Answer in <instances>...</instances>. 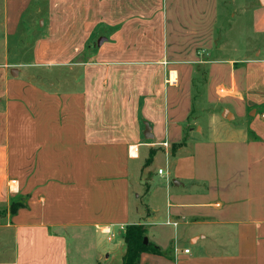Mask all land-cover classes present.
<instances>
[{
	"label": "crops",
	"instance_id": "obj_1",
	"mask_svg": "<svg viewBox=\"0 0 264 264\" xmlns=\"http://www.w3.org/2000/svg\"><path fill=\"white\" fill-rule=\"evenodd\" d=\"M262 2L3 0L0 264H122L131 225L140 264H264ZM142 146L169 162L134 219Z\"/></svg>",
	"mask_w": 264,
	"mask_h": 264
},
{
	"label": "rangeland",
	"instance_id": "obj_2",
	"mask_svg": "<svg viewBox=\"0 0 264 264\" xmlns=\"http://www.w3.org/2000/svg\"><path fill=\"white\" fill-rule=\"evenodd\" d=\"M3 14V0H0V18ZM37 16V15H36ZM33 16V22L36 21V19ZM31 46H26L25 52H28L29 48ZM15 62V60L13 61ZM45 79V77L43 78ZM197 95V94H196ZM196 111V110H195ZM226 117V114L224 115ZM197 117V118H196ZM198 119V114L194 113L189 119L187 124H189V128L193 129L194 135H198L202 132L207 130V120L205 118H201V121ZM241 122V121H240ZM239 123V119H236L233 121V124L236 125ZM186 126V125H185ZM187 128V126L184 128V130ZM204 135H207V132L204 133ZM170 142H173V140H170ZM141 159L135 163V165L132 166V177H131V183H132V202H131V211L132 216L134 219L138 218L139 216H143L144 219L146 218V213L148 212V205L150 202L154 205H158L159 207L163 204V188L159 185L161 183L160 176L158 175L159 168H162L166 173L168 170V157L161 151L159 152L152 164V168H146L144 172L143 170V164L146 158H148V148L145 146H142L141 148ZM152 174V177L149 176ZM150 187L151 189L158 190L156 191V194L153 197H150L149 194H143L145 190ZM162 188V190L160 189ZM137 194H140L141 198H137ZM141 199V200H139ZM144 221V220H143ZM117 241L114 240L111 244L113 246ZM106 246H108V243H104ZM110 246V245H109ZM72 247V244L70 243V248ZM108 254V253H107ZM105 254V255H107ZM85 264H90L89 261H86ZM110 264H118L116 260H112Z\"/></svg>",
	"mask_w": 264,
	"mask_h": 264
},
{
	"label": "trees",
	"instance_id": "obj_3",
	"mask_svg": "<svg viewBox=\"0 0 264 264\" xmlns=\"http://www.w3.org/2000/svg\"><path fill=\"white\" fill-rule=\"evenodd\" d=\"M154 153L150 155L147 162L149 166L154 158ZM22 201L12 202L10 212L15 214L18 209L25 207ZM124 240L126 243V253L122 264H140V257L143 253H151L155 255H163V252L150 242H146V230L141 225H131L125 228Z\"/></svg>",
	"mask_w": 264,
	"mask_h": 264
},
{
	"label": "built area",
	"instance_id": "obj_4",
	"mask_svg": "<svg viewBox=\"0 0 264 264\" xmlns=\"http://www.w3.org/2000/svg\"><path fill=\"white\" fill-rule=\"evenodd\" d=\"M221 92H222L223 94L225 93L224 90H221ZM163 146H164L165 148H167V147H168V144L165 143ZM135 152H136V151H135ZM163 173H164V170H162V169H160V170L158 171V174H159V175H163ZM11 183H12V186L15 187L17 182H16V181H12ZM10 189H11V188H10ZM104 233L110 236L108 239L111 241L112 238H113V233H112V231L110 230V228H106V229L104 230ZM185 253H189V250L185 251Z\"/></svg>",
	"mask_w": 264,
	"mask_h": 264
},
{
	"label": "water",
	"instance_id": "obj_5",
	"mask_svg": "<svg viewBox=\"0 0 264 264\" xmlns=\"http://www.w3.org/2000/svg\"><path fill=\"white\" fill-rule=\"evenodd\" d=\"M262 4L264 5V2H262ZM224 116V115H223ZM225 117V116H224ZM225 118H227V117H225ZM146 242H147V239L145 240Z\"/></svg>",
	"mask_w": 264,
	"mask_h": 264
}]
</instances>
